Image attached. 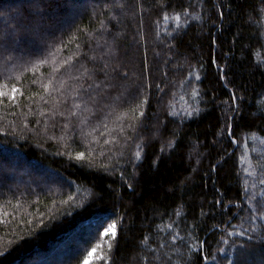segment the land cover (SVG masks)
<instances>
[{
	"label": "trees",
	"instance_id": "obj_1",
	"mask_svg": "<svg viewBox=\"0 0 264 264\" xmlns=\"http://www.w3.org/2000/svg\"><path fill=\"white\" fill-rule=\"evenodd\" d=\"M0 91V264H264V0H0Z\"/></svg>",
	"mask_w": 264,
	"mask_h": 264
},
{
	"label": "rangeland",
	"instance_id": "obj_2",
	"mask_svg": "<svg viewBox=\"0 0 264 264\" xmlns=\"http://www.w3.org/2000/svg\"><path fill=\"white\" fill-rule=\"evenodd\" d=\"M27 1H29V0H22V2L23 3H27ZM28 5H30V4H28ZM27 5V6H28ZM31 44H33V43H31ZM27 44L25 43V42H23L22 43V47H25ZM15 48V47H14ZM16 49H21L20 47L18 48L17 47V45H16ZM23 49V48H22ZM119 59V58H118ZM11 178L13 179V177L11 176ZM36 180H35V182L40 186V187H42V188H46V187H48L49 186V184L50 183H53V182H56L57 180H55L56 179V176H51L50 174H48L47 172H43V174L42 175H40V177L39 178H35ZM11 181V180H10ZM17 182V180H12V182ZM25 183H24V185H25V187H29V185H30V181H24ZM0 183H6L5 182V180L4 179H2V177H0ZM33 183V182H32ZM7 185V184H6ZM9 188H11V189H13V187H12V185H10V186H8ZM107 237V236H111V233H109V234H105V231H104V237ZM113 237V236H112ZM58 251H60V248L58 249H56L55 250V252L56 253H58L56 256L57 257H59V252ZM66 249H62L61 251H60V253L62 252H64V254L66 253ZM91 253V255H88V258L85 260V262L83 263V264H95V262L97 261V260H99V258H101V257H96V255H97V253H96V250L95 251H91L90 252Z\"/></svg>",
	"mask_w": 264,
	"mask_h": 264
},
{
	"label": "snow or ice",
	"instance_id": "obj_3",
	"mask_svg": "<svg viewBox=\"0 0 264 264\" xmlns=\"http://www.w3.org/2000/svg\"><path fill=\"white\" fill-rule=\"evenodd\" d=\"M177 19H179V17H177ZM11 91L13 93L11 99L14 100L15 99V93L17 92V88L15 85L12 86ZM6 96H8V93L0 91V97H6ZM233 98H235V97H233ZM78 156L83 157L84 153L80 152V153H78ZM137 156H139V153H137ZM115 229H116V225L111 224L108 226L107 229H105V234L107 235V234L111 233L112 236H115L116 235ZM93 251H95V249H93ZM89 255H91V253H89Z\"/></svg>",
	"mask_w": 264,
	"mask_h": 264
}]
</instances>
